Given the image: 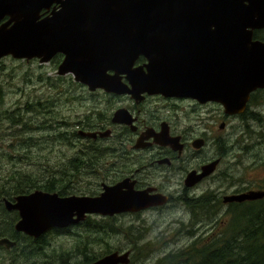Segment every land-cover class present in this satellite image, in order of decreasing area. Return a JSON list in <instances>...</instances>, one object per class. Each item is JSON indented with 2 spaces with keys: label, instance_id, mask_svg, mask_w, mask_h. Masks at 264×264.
Returning <instances> with one entry per match:
<instances>
[{
  "label": "water",
  "instance_id": "95a60500",
  "mask_svg": "<svg viewBox=\"0 0 264 264\" xmlns=\"http://www.w3.org/2000/svg\"><path fill=\"white\" fill-rule=\"evenodd\" d=\"M42 11L50 13L42 17ZM261 27L264 0H0V60L48 63L61 53L57 75L72 74L90 91L128 94L137 102L143 94L214 102L235 115L251 92L264 87V43L252 40V30ZM140 56L147 63L135 68ZM125 116L115 113L118 121ZM116 189L81 199L34 191L6 199L4 207L18 213L16 232L38 238L68 226L78 208L82 216L76 214L74 223L85 211L109 216L111 203L113 213L141 209L132 207L138 201L132 197L122 208ZM0 246L9 250L14 243L0 239ZM128 257L115 252L92 264H128Z\"/></svg>",
  "mask_w": 264,
  "mask_h": 264
},
{
  "label": "flooded vegetation",
  "instance_id": "af4514ba",
  "mask_svg": "<svg viewBox=\"0 0 264 264\" xmlns=\"http://www.w3.org/2000/svg\"><path fill=\"white\" fill-rule=\"evenodd\" d=\"M252 40L264 43V27L252 30ZM146 63L140 56L134 67ZM121 78L129 86L126 76ZM57 88L64 112L70 113L72 106L78 111L75 119L67 115L60 120L63 125H58V133L47 128V136L69 139L65 137L68 135L72 141L70 148L61 142L48 145L52 150L56 145L68 150L61 152L58 162L51 165L59 172L58 177L47 178L52 192H43L56 194L60 199L94 198L105 187L120 186L115 191L120 197L118 204L126 208L132 197L138 199L132 207L141 209L113 213L111 203L109 216L85 211L74 223L76 214L82 212L78 208L65 228H53L31 239L55 232L67 235L76 226L79 230L90 229L97 218L108 217L110 233L127 235L131 229L132 233L137 232L135 226L139 223H147L144 215L151 216L169 234L174 230L180 236L185 234L188 240L182 249L192 244L204 248L207 244L200 240L226 232L237 236L240 245V235L258 232L256 220H264V87L251 92L243 111L235 115L226 114L218 103L200 104L189 98L143 94V100L137 102L128 94L90 91L81 83L60 84ZM185 102L191 103L197 114L201 112L193 124L187 125L185 118L170 114ZM118 110L126 114L123 121L115 117ZM163 133L165 139L159 142L157 136ZM125 162L131 165H123ZM212 164L214 170L202 176ZM91 184L95 186L93 190ZM237 196L256 198L228 200ZM14 242L15 248L24 247ZM48 246L49 243L43 244V248ZM91 248L92 245L87 250ZM126 251L131 263L132 250ZM168 256L169 252L160 260ZM69 264L90 263L86 256Z\"/></svg>",
  "mask_w": 264,
  "mask_h": 264
},
{
  "label": "rangeland",
  "instance_id": "374dc122",
  "mask_svg": "<svg viewBox=\"0 0 264 264\" xmlns=\"http://www.w3.org/2000/svg\"><path fill=\"white\" fill-rule=\"evenodd\" d=\"M60 62L61 60L54 58L46 64H40L37 60L26 62L25 60H14L10 57L0 61V114L2 118L8 114H11L13 117L17 115L18 119L29 129V132L26 134L17 132V128L7 129L9 125L7 120L0 118V155L2 154L0 156V179L2 180V185H14L11 178L18 173L28 174L27 181L32 177L39 186H48L47 178L50 175L58 177L59 172L53 170L51 165L57 163V156H60L61 152L66 153L68 149L61 145H56L52 150L48 148V145L61 142L70 148L72 138L68 135L65 137H69V139H59L55 136L49 137L47 136L49 132L47 128H50V131L53 133H58V125H63L60 120L68 118L67 115H72L71 119H75L74 115L78 111L77 107L72 106L70 113L64 112L65 106L59 101V89L57 85H73L78 83L75 82L71 74L66 76L57 75ZM38 103H40L39 108L37 107ZM27 104L37 108V110L27 112ZM190 105L192 104L187 102L180 103L179 109L170 114L185 118L184 120L187 125L193 124L192 120L197 119L196 116L201 114V112L197 114L194 112L195 110H192ZM42 107L44 108L42 109ZM165 114L168 115L169 112ZM46 119H55V121ZM18 127L22 128V126ZM7 155H9L10 159L6 157ZM122 164L131 165V163L126 162ZM91 185L90 189L93 190L95 186L94 184ZM97 191H100V188H97ZM145 216H147V223H139L138 226H135L137 232L132 233L133 230L131 229L127 235L110 233L109 227L112 225L109 224V217L107 219L97 218V222H100L107 230L109 236H106L105 242L98 240L94 244H90L92 245L90 249L91 256L102 255L108 251H111L109 255L116 251L120 253L119 255H123L121 253L125 252L126 248H128L132 250L130 264H154L166 253L173 252L174 256L177 257L176 261L175 263L174 260L169 262L180 264L182 258L178 256V253L180 251H187L194 245L192 244L182 249L188 240L185 234L184 236H180V232L176 230L169 234L162 227L157 226L158 222L156 225L151 216ZM136 223L137 221H135ZM95 228L96 224H91L90 229L82 228L79 230L78 226L73 227L70 234L67 235L51 233L47 237L49 246L39 250L41 252L38 255L39 257L41 256L40 258H37L38 256L31 251L32 249L29 246L22 243L21 245L27 247V254L31 252L33 256L30 259L28 257L25 260H15L14 264H61L63 263L61 259L63 255L65 256L66 264L83 259L84 256L82 254L79 252L74 253V251H77L76 249L72 250L74 236L82 239L87 233H92ZM78 232L81 235H74ZM85 240H92V237L85 236ZM200 242H205L208 245L210 239H202ZM194 247L202 249L199 246ZM83 250L85 252L89 251L86 248ZM62 251L65 253H61ZM20 253L21 250L19 249L17 256ZM91 256L87 257L89 263H91ZM20 261L24 263H20ZM0 264H9V262L0 259Z\"/></svg>",
  "mask_w": 264,
  "mask_h": 264
},
{
  "label": "trees",
  "instance_id": "16d2710c",
  "mask_svg": "<svg viewBox=\"0 0 264 264\" xmlns=\"http://www.w3.org/2000/svg\"><path fill=\"white\" fill-rule=\"evenodd\" d=\"M59 58H56V60H59ZM39 106L40 103L37 104L38 108ZM43 108L44 107H42V109ZM36 110L37 108L31 107L27 104V112H34ZM0 118H2L1 114ZM2 119L7 120L9 124L7 126V129L17 128V132L24 134L29 132V129L23 122L18 119L17 115L15 117L11 116V114L4 115ZM18 126H22V128H19ZM29 139L31 138L29 137ZM0 156H2V154ZM6 157L10 159L9 155H7ZM10 163H12V161H10ZM50 176L55 177L54 175ZM27 178L28 174L18 173L11 178V181L14 182V185L9 186L2 185V180L0 179V239L8 238L11 241H17V243L20 245L22 243H25L32 249L30 250L38 256L39 254H41L39 250L43 249V244L47 243L46 240L48 235L50 234H45L38 240H33L21 233L16 232L14 230V224L18 220V215L16 212L6 211L3 205L4 198L11 201L18 195L29 194L37 189L52 192V189H50L49 186H39L37 185L35 179L31 177L27 181ZM257 223L258 232L240 235V245L237 241V236L233 235L232 232H226V234L223 236L217 235L209 238L210 243L202 249H196L193 246L187 251H180L178 253V256L182 258L180 264H264V220H258ZM91 234L93 235L91 236ZM85 236L92 237V240H85ZM85 236L82 239L74 236V241L72 242V244H74L72 250H77L74 251V253L79 252L80 254H82V256H84V258L86 256L90 257L91 251L89 250L85 252L83 249H88L90 247V244H94L98 240H102L103 242H105L104 239L106 238V236H109V233L100 224V222H96V228L92 231V233H87ZM19 249L21 250V253L19 256H17V251ZM26 249L27 247L24 246L22 248L16 247L7 250L4 247L0 246V259L8 261L9 264H14L15 260H25L28 257L30 259L33 254L31 252L27 254ZM110 252L111 251L105 252L102 255H96V257H92L90 262H94ZM61 253L65 252L62 251ZM40 257L38 256L37 258ZM176 258L177 257L174 256V253L170 252L168 257L159 260L154 264H172L169 261L174 260L175 263ZM61 259L63 261V263L61 264H66L64 255L61 257Z\"/></svg>",
  "mask_w": 264,
  "mask_h": 264
},
{
  "label": "bare ground",
  "instance_id": "6f19581e",
  "mask_svg": "<svg viewBox=\"0 0 264 264\" xmlns=\"http://www.w3.org/2000/svg\"><path fill=\"white\" fill-rule=\"evenodd\" d=\"M183 176H184V175H183ZM5 200H6V198L3 199V205H4V201H5ZM16 223H17V222H16ZM16 223H15V224H16ZM15 224H14V226H15ZM2 239H8V238H2ZM8 240H9L10 242H13V243H14V246H12V248H15L16 243H15L14 241H11L10 239H8ZM12 248H11V249H12Z\"/></svg>",
  "mask_w": 264,
  "mask_h": 264
}]
</instances>
